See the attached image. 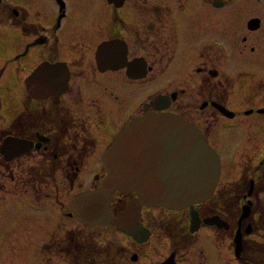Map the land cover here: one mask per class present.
I'll list each match as a JSON object with an SVG mask.
<instances>
[{
    "label": "flooded vegetation",
    "instance_id": "1",
    "mask_svg": "<svg viewBox=\"0 0 264 264\" xmlns=\"http://www.w3.org/2000/svg\"><path fill=\"white\" fill-rule=\"evenodd\" d=\"M83 1L75 4L76 0H54L56 12L44 17L36 4L2 6L0 0V26L8 25L29 38L24 54L15 57V61L23 55L32 58L34 65L25 78L44 62L63 63L68 70L66 87L57 96L52 92L36 99L24 85L28 102L20 103L18 115L2 126L0 149L7 137L26 141L28 149L11 160H5L0 151V167L5 168L21 157H33L41 159L29 166V173L36 172L34 179L38 180L40 173L78 177L80 160L92 159L97 153L100 165V155L131 119L142 115L143 108L152 102L154 107L149 106L147 112L182 117L200 131L209 145L211 140L217 142L218 156L219 136L230 122H242L245 116H254L251 122H264V0ZM247 11L253 12L241 22L244 34L240 40H234L235 16ZM253 25L257 26L252 28ZM148 80L151 85L144 87ZM128 90L147 91L149 95L137 104L138 112L130 115L128 122L120 119L121 125L113 120L112 112L121 110ZM243 96L247 99L243 100ZM243 120L245 126L250 125ZM108 126L110 134L100 140ZM243 132L248 133L249 129ZM101 141H107L103 148ZM251 165L246 167L244 176L240 174L238 182H233L234 188L228 190L225 186L219 188L220 162L213 194L193 206L199 219L193 233L188 208L160 207L168 222H151L149 212L156 208L145 206L139 212V222L150 232L145 242L139 243L117 230V216L125 211L134 193L113 194L112 220L108 225L79 222L70 211V201L68 216L75 215L80 224L89 228L112 226L137 245L147 243L152 230L160 229L169 239L170 247L168 256L158 264L170 256L174 264H184L186 257L182 255L202 228L214 230L217 239L219 230L231 235L233 264H264V239H250L264 233V209L259 206L262 205L259 195L264 194V152ZM100 167L103 174H94L93 178L96 186L76 193L99 187V179L105 174L103 166ZM29 185L39 192L42 183ZM4 186L7 185H0L2 193ZM13 190L20 191L18 187ZM17 193L31 200L25 195L27 192ZM38 196L33 195L34 200L38 201ZM59 233L41 247L40 253L46 258L44 264L55 259L65 264H121L116 258L121 255L122 246L114 248L112 255L111 241L104 242V246L100 236L93 232L66 230L61 237ZM23 250L27 254L25 247ZM144 254L133 253L129 259L137 262ZM199 264H210L207 254Z\"/></svg>",
    "mask_w": 264,
    "mask_h": 264
},
{
    "label": "rangeland",
    "instance_id": "2",
    "mask_svg": "<svg viewBox=\"0 0 264 264\" xmlns=\"http://www.w3.org/2000/svg\"><path fill=\"white\" fill-rule=\"evenodd\" d=\"M1 2L2 6H6L8 3L23 6L36 4L44 17L56 12L54 0H1ZM72 2L74 3V1ZM81 2L84 1L76 0L75 4H81ZM252 12L247 11L246 14L235 16L232 28L237 30L235 33L237 36L233 38L234 40H240L241 35L244 34L245 30L242 29L241 22L251 16ZM224 31L229 38V32L225 25ZM28 41L29 38L16 33L8 25L0 26V135L4 130L2 126L12 122L18 115L21 109L20 103L28 102L24 79L32 67L33 61L29 55H23L15 61L17 55L24 54ZM236 44L235 42L234 45ZM246 53L247 51L243 54ZM149 85H151L150 80L144 83V87ZM148 93L147 91L128 90L126 97L124 96L126 102L121 110L119 108L113 110V120H117L121 125L123 123L120 119H124L123 122H128L130 120L128 117L138 112L137 104L144 102L148 98ZM242 99H247V96H243ZM253 118L254 116L243 117L248 121L246 123H250L247 126L243 119L242 122H230L228 127L223 128L219 136V156L222 164L219 188L223 186L228 190L234 188L233 182H238L240 174L243 176L246 174V167L252 166L251 163L259 159L264 152V122H251L250 119ZM110 128L111 126L106 127L103 136L99 138L100 140L110 134ZM114 128L116 129L115 126H112V129ZM247 128L249 132H243V130L247 131ZM101 143V148H103L107 141H101ZM209 143L215 151L218 150L216 141L211 140ZM96 156L97 153L92 159L80 160L82 163L80 165L81 173L78 177L70 175L66 177L58 173L53 175L40 173L37 176L38 180L34 179L36 172L29 173V166L41 159L33 157H21L8 165L6 164L5 168L0 167V185L3 183L7 185L2 187L6 188L5 193L0 192V264H44L46 258L40 253L42 252L41 247L59 232L58 236L61 237V234L66 230L83 231L85 234L93 232L96 236H100L99 241L103 243L111 241L112 255L115 254V249L118 250L122 246L121 255L118 254L119 258H116V262H121V264H158L168 256L169 239L160 229L152 230V236L147 243L137 245L132 239L116 232L112 226L89 228L80 224L75 215L68 216L71 196L83 188L89 189L96 186L97 182L93 179L94 174L100 176L103 174L100 165L97 164ZM31 183H42L41 190L33 191L32 186L29 185ZM16 187L20 191L13 190ZM17 192H27L25 195H29L31 200L24 197V194L18 196ZM33 195H39L40 199L34 200ZM259 197L262 201V205L259 206L264 209V194ZM167 219L166 212L160 208H153L149 212L151 222H166ZM159 224L156 223V226ZM217 237L219 239L216 238L214 230L202 228L198 234H195L193 245L185 251L186 254L182 255L186 257L184 264H199L203 262L206 254L210 259V264H233L231 235H226L219 230ZM250 239L262 241L264 233L251 236ZM51 242L54 243L52 240ZM24 247L27 254L24 253ZM137 252L145 254L140 261L131 262L129 257ZM20 255L23 258L19 257ZM51 262L65 264L60 263L57 259Z\"/></svg>",
    "mask_w": 264,
    "mask_h": 264
},
{
    "label": "water",
    "instance_id": "3",
    "mask_svg": "<svg viewBox=\"0 0 264 264\" xmlns=\"http://www.w3.org/2000/svg\"><path fill=\"white\" fill-rule=\"evenodd\" d=\"M67 78L63 63L44 62L25 78L24 85L30 96L41 99L52 92L59 95ZM149 106L154 107V102L143 108L142 115L132 118L100 155L105 174L99 179V187L76 193L70 200V211L79 222L108 225L113 194L134 193L125 211L117 216L116 229L139 243L150 236L139 222L143 206L188 208L190 232H195L199 219L193 206L213 194L220 174V157L193 124L173 114L147 112ZM26 144L7 137L0 151L5 160H11L28 149ZM161 264H174L172 256Z\"/></svg>",
    "mask_w": 264,
    "mask_h": 264
},
{
    "label": "trees",
    "instance_id": "4",
    "mask_svg": "<svg viewBox=\"0 0 264 264\" xmlns=\"http://www.w3.org/2000/svg\"><path fill=\"white\" fill-rule=\"evenodd\" d=\"M0 106H1V102H0ZM1 108V107H0ZM166 222H168V221H166Z\"/></svg>",
    "mask_w": 264,
    "mask_h": 264
}]
</instances>
